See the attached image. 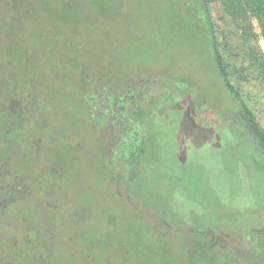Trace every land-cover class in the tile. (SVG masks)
I'll return each mask as SVG.
<instances>
[{
	"label": "rangeland",
	"instance_id": "rangeland-1",
	"mask_svg": "<svg viewBox=\"0 0 264 264\" xmlns=\"http://www.w3.org/2000/svg\"><path fill=\"white\" fill-rule=\"evenodd\" d=\"M208 2L0 0V264H264V159L201 23L262 128L264 36ZM169 91L115 153L108 97Z\"/></svg>",
	"mask_w": 264,
	"mask_h": 264
},
{
	"label": "trees",
	"instance_id": "trees-1",
	"mask_svg": "<svg viewBox=\"0 0 264 264\" xmlns=\"http://www.w3.org/2000/svg\"><path fill=\"white\" fill-rule=\"evenodd\" d=\"M204 7L207 17L210 18V8L208 0H200ZM221 3H225V9L228 11L236 12V9H240V16H252L256 19L257 23L262 30L264 36V0H221ZM235 21H238L239 16L234 17ZM238 18V19H237ZM202 34L205 39V51L215 67V71L224 80V85L228 92L232 95L236 101L237 108L232 111H228L224 114V118L229 121L232 128L235 129L237 135L247 137L249 144L253 146L255 152L264 159V128H262L253 113L246 107L241 101L238 91L231 85L228 75L221 64V57L217 50V38L214 36L212 23L209 22V26H204L201 23ZM211 28V29H210ZM177 91V90H175ZM178 92V91H177ZM170 91L168 93L159 96H148L145 99L138 98L139 96L127 94V99H115L109 96V106L106 109L107 114H114V123L110 126L111 134L113 135L116 147L112 150L117 153L118 149L124 147L123 140L127 137H139V133H149L151 128L146 121L152 120L154 115V104L162 98H169ZM96 99V98H95ZM94 99L92 107L95 112L102 111V104H98V101ZM94 115V114H93ZM112 120V121H113ZM119 124L117 127L115 124ZM137 152L144 158L151 156L150 153H143V144L141 141L137 142ZM120 147V148H119ZM156 150V149H155ZM154 151V150H152ZM150 164L140 163V169L147 170ZM179 181V180H178ZM128 185H132V181L128 182ZM131 187V186H129Z\"/></svg>",
	"mask_w": 264,
	"mask_h": 264
},
{
	"label": "flooded vegetation",
	"instance_id": "flooded-vegetation-1",
	"mask_svg": "<svg viewBox=\"0 0 264 264\" xmlns=\"http://www.w3.org/2000/svg\"><path fill=\"white\" fill-rule=\"evenodd\" d=\"M243 138H247V137H244V136H242ZM248 139V138H247Z\"/></svg>",
	"mask_w": 264,
	"mask_h": 264
}]
</instances>
